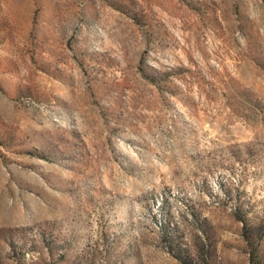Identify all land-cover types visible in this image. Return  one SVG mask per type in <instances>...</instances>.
<instances>
[{
  "label": "rangeland",
  "instance_id": "rangeland-1",
  "mask_svg": "<svg viewBox=\"0 0 264 264\" xmlns=\"http://www.w3.org/2000/svg\"><path fill=\"white\" fill-rule=\"evenodd\" d=\"M0 264H264V0H0Z\"/></svg>",
  "mask_w": 264,
  "mask_h": 264
}]
</instances>
